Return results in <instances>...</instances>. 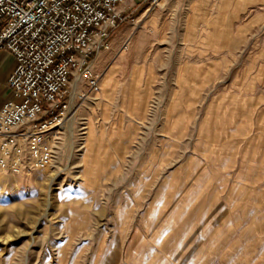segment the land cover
I'll list each match as a JSON object with an SVG mask.
<instances>
[{
    "label": "rangeland",
    "instance_id": "rangeland-1",
    "mask_svg": "<svg viewBox=\"0 0 264 264\" xmlns=\"http://www.w3.org/2000/svg\"><path fill=\"white\" fill-rule=\"evenodd\" d=\"M240 4L127 1L93 59L99 95L69 88L52 165L0 174V264H176L144 233L147 208L213 217L216 172H264V7ZM137 233L148 254L131 251Z\"/></svg>",
    "mask_w": 264,
    "mask_h": 264
},
{
    "label": "built area",
    "instance_id": "built-area-1",
    "mask_svg": "<svg viewBox=\"0 0 264 264\" xmlns=\"http://www.w3.org/2000/svg\"><path fill=\"white\" fill-rule=\"evenodd\" d=\"M127 1L0 0V54L15 59L0 109V174L52 165L48 134L71 110L69 88L86 80L99 93L93 59L110 50Z\"/></svg>",
    "mask_w": 264,
    "mask_h": 264
},
{
    "label": "crops",
    "instance_id": "crops-1",
    "mask_svg": "<svg viewBox=\"0 0 264 264\" xmlns=\"http://www.w3.org/2000/svg\"><path fill=\"white\" fill-rule=\"evenodd\" d=\"M205 1L207 4L211 2ZM238 1L241 4L237 10H240L235 13L240 15L243 14L241 9L264 7V0ZM196 9H193L196 17L206 15L208 11L207 8ZM259 16H264V13ZM106 52L98 55L94 65ZM14 66L15 59L10 53L0 54V109L8 97L6 82ZM137 72L140 79L134 83ZM141 73V70L133 73L132 88L140 82ZM106 77H110L116 87L117 80L113 74ZM217 173L224 179L219 183L213 179V217L201 219L171 215L163 218L157 215L161 211L158 204L155 208H147L143 219L144 233L159 243L157 245L164 251L163 255L177 256L176 264H250V258L264 257V172L258 169L249 171L243 163L236 172H216L215 175ZM136 235L139 237L138 233L133 235L131 251L139 252L138 256L148 254L151 250L149 240L140 241L136 237L134 241Z\"/></svg>",
    "mask_w": 264,
    "mask_h": 264
},
{
    "label": "bare ground",
    "instance_id": "bare-ground-1",
    "mask_svg": "<svg viewBox=\"0 0 264 264\" xmlns=\"http://www.w3.org/2000/svg\"><path fill=\"white\" fill-rule=\"evenodd\" d=\"M73 87H74V90H77V82H74L73 83ZM103 88H104V85H103ZM77 92V91H76ZM103 93H106L104 90H103ZM72 104V103H71ZM70 112V111H69ZM70 115H71V113H70ZM68 116V115H67ZM73 121H74V116L73 117H71V120L68 122V123H66L67 124V129H68V131H69V134L71 135V132L73 131V128H72V125H73ZM61 124H64L63 122L62 123H60V125ZM56 128V127H55ZM52 130H54V128L52 129Z\"/></svg>",
    "mask_w": 264,
    "mask_h": 264
}]
</instances>
